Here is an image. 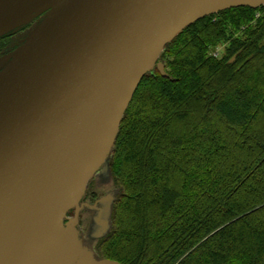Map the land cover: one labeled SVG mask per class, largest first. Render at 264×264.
<instances>
[{
  "label": "trees",
  "instance_id": "obj_1",
  "mask_svg": "<svg viewBox=\"0 0 264 264\" xmlns=\"http://www.w3.org/2000/svg\"><path fill=\"white\" fill-rule=\"evenodd\" d=\"M159 61L166 75L145 74L105 163L114 189L97 257L264 264V5L197 20Z\"/></svg>",
  "mask_w": 264,
  "mask_h": 264
},
{
  "label": "water",
  "instance_id": "obj_2",
  "mask_svg": "<svg viewBox=\"0 0 264 264\" xmlns=\"http://www.w3.org/2000/svg\"><path fill=\"white\" fill-rule=\"evenodd\" d=\"M264 0H0V36L40 17L0 71V264H121L82 242L89 181L167 43ZM75 209L73 218L67 214Z\"/></svg>",
  "mask_w": 264,
  "mask_h": 264
},
{
  "label": "rangeland",
  "instance_id": "obj_3",
  "mask_svg": "<svg viewBox=\"0 0 264 264\" xmlns=\"http://www.w3.org/2000/svg\"><path fill=\"white\" fill-rule=\"evenodd\" d=\"M217 50L223 53L224 46H218ZM113 179L111 172L107 166H103L90 180L86 196L83 202L94 205L98 202V208L85 207L79 215L78 229L84 246L93 251L95 258L100 259L96 255V245L98 239L105 235L110 227L111 204L109 199L113 195ZM93 192L97 194L96 198H92ZM73 214H67V217L73 218ZM72 211V210H71Z\"/></svg>",
  "mask_w": 264,
  "mask_h": 264
},
{
  "label": "flooded vegetation",
  "instance_id": "obj_4",
  "mask_svg": "<svg viewBox=\"0 0 264 264\" xmlns=\"http://www.w3.org/2000/svg\"><path fill=\"white\" fill-rule=\"evenodd\" d=\"M39 20L40 17L28 25L14 29L0 36V71L2 70L9 56L23 44Z\"/></svg>",
  "mask_w": 264,
  "mask_h": 264
},
{
  "label": "built area",
  "instance_id": "obj_5",
  "mask_svg": "<svg viewBox=\"0 0 264 264\" xmlns=\"http://www.w3.org/2000/svg\"><path fill=\"white\" fill-rule=\"evenodd\" d=\"M214 55H215V56H219V51L216 50V51L214 52Z\"/></svg>",
  "mask_w": 264,
  "mask_h": 264
}]
</instances>
